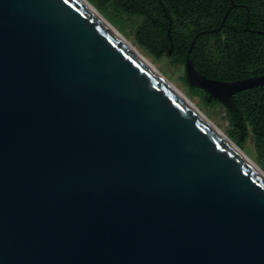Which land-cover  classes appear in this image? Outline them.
<instances>
[{"label": "water", "instance_id": "water-1", "mask_svg": "<svg viewBox=\"0 0 264 264\" xmlns=\"http://www.w3.org/2000/svg\"><path fill=\"white\" fill-rule=\"evenodd\" d=\"M0 264H264V178L81 0H0Z\"/></svg>", "mask_w": 264, "mask_h": 264}, {"label": "trees", "instance_id": "trees-1", "mask_svg": "<svg viewBox=\"0 0 264 264\" xmlns=\"http://www.w3.org/2000/svg\"><path fill=\"white\" fill-rule=\"evenodd\" d=\"M89 1L99 7L109 4L116 11L119 10L121 0ZM234 1L237 2L238 9L235 11V15L229 12L227 21H230V17L233 14L238 22H241L242 25H249L254 31L248 33V41L243 34L245 32L243 27L241 31L237 32L235 37L231 38L228 36L226 39V48L228 50L226 56L227 58H235L236 64L240 65L243 58L248 55L251 63L246 67L242 65V67L228 69L225 64L228 63L227 61L223 62L224 66H221V63L214 60L212 56L200 61L192 60L194 67L210 78L237 79L264 73V0ZM120 14L140 17V21L135 25L134 37L137 43L152 55L159 56L163 46L168 49L169 44L176 40L175 31L172 28L168 31L167 27H161V23L166 20H163L160 14L133 12H122ZM168 36L171 38L169 39ZM181 41L182 39H179V42ZM240 50L244 52L241 53ZM175 62L184 64V61ZM182 79L192 90L200 92L207 104H220L224 107L226 117L232 126L231 137L236 143L242 145L251 132L256 152L259 158L264 161V85L235 92L232 95V100L239 108V111H236L216 98L211 97L201 88L188 84L185 71ZM239 112L241 113L240 117Z\"/></svg>", "mask_w": 264, "mask_h": 264}, {"label": "flooded vegetation", "instance_id": "flooded-vegetation-1", "mask_svg": "<svg viewBox=\"0 0 264 264\" xmlns=\"http://www.w3.org/2000/svg\"><path fill=\"white\" fill-rule=\"evenodd\" d=\"M237 9L238 4L234 0H121L119 10L116 12L162 15V19L166 21L161 23V27H167L168 31L172 28L176 40L169 44L168 49L163 46L161 54L153 55L155 57L165 56L172 61L185 62L187 56L193 61L212 56L221 63V66L227 61L226 67L232 69L242 65L246 67L251 61L248 55L243 58L240 65L236 64L235 58H227V37H235L243 27L245 30L243 34L248 41V33L254 31L249 25H242L237 21L234 17ZM229 12L234 15L232 14L233 18L231 15L230 21H227ZM179 39L182 41L179 42Z\"/></svg>", "mask_w": 264, "mask_h": 264}, {"label": "rangeland", "instance_id": "rangeland-1", "mask_svg": "<svg viewBox=\"0 0 264 264\" xmlns=\"http://www.w3.org/2000/svg\"><path fill=\"white\" fill-rule=\"evenodd\" d=\"M99 13L124 37L130 40L152 63L153 65L173 84L181 89L188 99L213 123H215L225 134H227L235 143L236 141L231 137L232 126L226 117L225 109L220 104H207L200 92L192 90L186 82L183 81L184 67L182 64L172 61L168 57H155L146 49L138 45L134 37L135 25L140 21L139 17L128 16L116 12L109 4L102 7L96 6L93 2L87 0ZM243 152L261 169L264 171V161L258 156L255 149L253 134L250 132L246 141L239 145Z\"/></svg>", "mask_w": 264, "mask_h": 264}, {"label": "bare ground", "instance_id": "bare-ground-1", "mask_svg": "<svg viewBox=\"0 0 264 264\" xmlns=\"http://www.w3.org/2000/svg\"><path fill=\"white\" fill-rule=\"evenodd\" d=\"M97 17H99L111 30H113L125 43H127L131 49L138 55V57L148 65L153 72L165 82L178 96H180L200 117H202L218 134H220L263 178L264 171L256 163H254L243 150L227 135L225 134L215 123H213L204 113H202L185 95V93L179 89L175 84L169 81L154 65L153 63L140 51L138 48L126 37H124L119 31H117L100 13L99 11L87 0H81Z\"/></svg>", "mask_w": 264, "mask_h": 264}]
</instances>
